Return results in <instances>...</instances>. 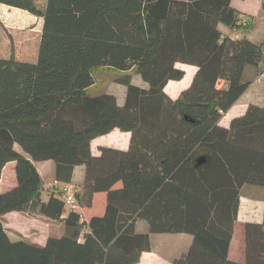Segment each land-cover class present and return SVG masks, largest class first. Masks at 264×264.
I'll list each match as a JSON object with an SVG mask.
<instances>
[{
  "label": "trees",
  "instance_id": "obj_1",
  "mask_svg": "<svg viewBox=\"0 0 264 264\" xmlns=\"http://www.w3.org/2000/svg\"><path fill=\"white\" fill-rule=\"evenodd\" d=\"M38 1L0 0L41 18L34 61L0 57V174L11 161L15 172L0 192V264H135L152 232L192 236L171 264H264V208L261 222L244 224V262L228 258L241 187H264V106L250 103L219 124L264 75V41L219 29L239 26L233 0ZM177 63L196 70L173 99L164 87L183 77ZM105 70L124 84L122 104L94 89ZM132 73L147 87L132 84ZM114 128L129 132L127 149L99 145L93 154V138ZM48 159L55 179L43 200L34 162ZM75 165L89 196L105 193L100 215L76 208L77 186L76 205L64 211L55 185L71 183ZM14 211L64 231L42 244L11 239L1 217ZM139 218L148 233L136 230Z\"/></svg>",
  "mask_w": 264,
  "mask_h": 264
},
{
  "label": "crops",
  "instance_id": "obj_2",
  "mask_svg": "<svg viewBox=\"0 0 264 264\" xmlns=\"http://www.w3.org/2000/svg\"><path fill=\"white\" fill-rule=\"evenodd\" d=\"M232 6L241 13V15H245L247 19V25L245 27L240 28L237 32L234 28H228L222 24L219 25V29L222 31V34L225 36H229L230 38H236L241 36H246L249 39L255 42H263L264 41V11L261 9V0H233ZM228 30H231L229 32ZM244 31H247L248 34H243ZM7 57V56H2ZM36 58V55L34 56ZM34 58V60H35ZM21 60V59H20ZM25 60V59H23ZM34 60H26V61H34ZM184 70H190V76L185 80L187 73L183 76L181 80H169L164 87V91L173 99L177 98L181 90L186 88L192 79V76L196 70V66L186 65L184 64ZM245 77H252L254 74V69L252 67H247L244 70ZM260 79V77L256 78L251 82V84L245 89V91L239 96V98L235 101V103L223 114L221 119L219 120V124L221 126L227 127L231 118L242 114L247 107L248 104H257L254 100H250V98L243 100L245 95L248 93L249 88L253 86V84ZM185 80V81H184ZM143 87V86H140ZM108 134H111V137L108 140L101 141L97 143V148H92V141L90 144L91 152L93 154L98 153V146H110L113 148H118L122 150H126L129 145L130 134L128 133H120L115 129H112ZM34 165L43 180V189L41 192V198L46 200L51 192L47 191L48 185L51 182H54L55 179V163L53 160H41L35 161ZM14 162H8L3 167L0 174V183H2V179L5 178L6 184H3V190H6L12 187L15 184V172L13 170ZM6 168L8 171L6 172ZM77 166H73L71 183H75L79 191L83 193V199L81 201V206H84L85 202V192H83V183H85L84 176V168L76 169ZM77 170V171H76ZM74 184V185H75ZM245 184L241 187L240 197H239V205L237 209L236 218L233 221V232L229 242L228 248V258L235 262L242 263L245 260V245H244V224L245 222H261L263 217V208H264V187L250 185L252 187L251 191L248 189ZM90 193V191L88 192ZM103 192H91V199L86 208L82 209V213L85 217H90L91 215H100L104 210L105 205V193ZM16 218L24 219L25 224L19 225L16 223V228H12L9 224L14 221ZM47 220L45 217H41L39 215H28L24 212H8L1 217V221L3 227L5 228L8 236L11 239H25L29 242H35L42 244L46 237L50 236L43 234V236H34L31 232H36L38 234L39 228L37 222H43L46 224ZM138 220V219H137ZM136 220V222H137ZM54 221V220H53ZM135 222V228H136ZM55 226H62V222L55 223ZM29 228V230H27ZM64 230V225L62 227V231ZM187 234V233H185ZM188 237L185 238V244L177 248L170 255H165L159 251H157L152 243L151 249L149 251H144L140 254L139 260L135 264H171L172 260L178 257L180 254L185 252L190 245L192 236L187 234Z\"/></svg>",
  "mask_w": 264,
  "mask_h": 264
},
{
  "label": "rangeland",
  "instance_id": "obj_3",
  "mask_svg": "<svg viewBox=\"0 0 264 264\" xmlns=\"http://www.w3.org/2000/svg\"><path fill=\"white\" fill-rule=\"evenodd\" d=\"M36 1L39 3L38 0ZM5 6L6 5L0 3V57L8 56L10 55L11 52H13L14 57L17 59L34 60L35 58L34 56L36 55V49L38 44L37 42L40 34L41 18L31 15L28 12L21 10L19 8L10 7V6L5 7ZM228 31L231 32V30ZM243 34H248V33L247 31H244ZM183 65H184L183 63H177V66L184 70L185 68ZM189 69L184 70V75L185 73H187L185 80L188 79V77L190 76ZM116 74L117 72H113L110 70H105L102 72L100 71L98 73V82L99 81L101 82L98 83L94 89L97 91H104L113 94L116 97L117 102L119 104H122L125 95V86L124 84L118 83L114 80ZM131 83L138 86L147 87V83L143 81L138 74L135 73L131 74ZM248 98H250V100H254L259 105L264 106V75L260 76L258 82L256 81L253 84V86L249 88V91L245 95V98H243V100ZM114 129L116 131H119L120 133H128V131L125 130H120L118 128H114ZM110 137L111 134L108 133L96 136L92 140V144H91L92 148H97V143L108 140ZM76 166H77L76 168L77 170L83 169V165H76ZM7 171L8 169L6 168L5 175L7 174L6 173ZM1 182L2 183H0V192L4 188L3 184H6L5 178L2 179ZM75 186L77 185L75 184ZM247 186L248 189L253 191L250 185ZM53 187H54V182H51V184L48 185L47 187L48 189L47 191H50L49 189ZM83 188L86 194L84 206H81L80 204L76 206L78 210L80 209L81 213H82V209L87 207L91 199L89 193L87 192L85 183H83ZM101 194L103 195V193ZM61 197L63 198L64 196L62 195ZM69 209L70 207L67 204H65L64 211L67 212ZM83 216L85 217L84 214ZM46 222H47L46 224H44L42 221L37 222L39 228L38 234H36V232L33 231L31 232V234L34 236H38V235L43 236L44 233L45 235L47 234L49 235L51 233V236H59L63 233L64 231V230L62 231L63 225L55 226L57 225L55 224L57 223V221L47 220ZM16 223H19V225L25 224L24 219L21 220L19 218H16L14 221H12L9 224V226L17 229ZM27 230H29V228H27ZM136 230L138 232L148 233L147 222L144 219L139 218L136 222ZM149 237H150V242L157 251L165 255H170L177 248L185 244V238L188 236L187 234L182 232H165V233L152 232L149 233Z\"/></svg>",
  "mask_w": 264,
  "mask_h": 264
},
{
  "label": "built area",
  "instance_id": "obj_4",
  "mask_svg": "<svg viewBox=\"0 0 264 264\" xmlns=\"http://www.w3.org/2000/svg\"><path fill=\"white\" fill-rule=\"evenodd\" d=\"M239 26H235L234 30L237 32L240 28L245 27L247 25V19L245 15L240 16V21L238 22ZM262 64H263V70H264V46L262 48ZM262 76V75H261ZM57 189L62 191V195L64 196V203L67 204L69 207H74L76 205V198L75 194L77 191V188L72 183H64V184H56L55 185Z\"/></svg>",
  "mask_w": 264,
  "mask_h": 264
}]
</instances>
